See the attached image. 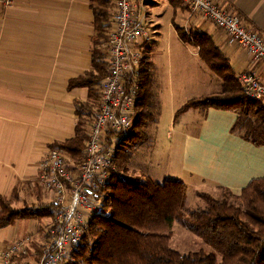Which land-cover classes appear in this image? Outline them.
<instances>
[{"label":"crops","instance_id":"crops-1","mask_svg":"<svg viewBox=\"0 0 264 264\" xmlns=\"http://www.w3.org/2000/svg\"><path fill=\"white\" fill-rule=\"evenodd\" d=\"M216 1L238 13L248 28L264 37V0ZM135 4L152 38L161 34L163 18L170 14L169 24L179 39V28L190 23L211 34L237 74L263 72L262 62L230 42L220 28L193 13L182 0H135ZM95 6L93 0H11V6L0 3V196L12 198L14 188L19 187L14 202L17 207L28 204L27 197L34 204L55 203L53 193L40 185L41 160L53 142L75 135L77 100L90 105L95 102L89 97L90 87L69 88L71 79L93 68ZM110 6L114 7L112 0ZM146 45L147 41L142 43L141 51L152 64V74L154 63L144 52ZM206 94L210 92L200 91L195 97ZM186 98L183 105L192 99ZM177 111L172 105L174 131L167 134L173 139V156L165 163L168 179H181L198 193L226 188L240 194L253 179L264 177V146L254 145L231 131L235 112L188 109L179 115L198 113L196 125L189 128V121L179 126L175 123ZM54 218L17 219L1 228L0 264L3 250L18 241H23L25 247L29 245L30 252L15 256L17 263L38 261Z\"/></svg>","mask_w":264,"mask_h":264},{"label":"trees","instance_id":"trees-1","mask_svg":"<svg viewBox=\"0 0 264 264\" xmlns=\"http://www.w3.org/2000/svg\"><path fill=\"white\" fill-rule=\"evenodd\" d=\"M93 1L97 2L93 68L71 79L69 88L90 87L89 97L95 102L92 106L77 100L75 135L50 146L64 150L67 159L77 167L85 156L88 129L98 108L101 84L109 70L105 44L112 26L113 7L111 0ZM179 33L181 39L197 47L199 57L222 82L219 92L188 100L176 117L191 108L230 110L237 114L231 131L254 145L264 146V101L245 92L239 74L211 34L195 27L189 34L179 28ZM150 65L146 57L142 58L132 129L116 146L109 180L95 192L96 199H102L100 211L90 218L88 232L66 264H264V177L253 179L240 194L226 188L221 198L199 192L206 207L185 214L189 188L183 180L170 178L155 182L127 175L137 143L150 140L144 129L146 122L159 111ZM18 188H14L12 198L0 196V229L17 219L55 216V203L15 206ZM175 221L182 222L213 251L183 252L173 248L170 232Z\"/></svg>","mask_w":264,"mask_h":264},{"label":"built area","instance_id":"built-area-1","mask_svg":"<svg viewBox=\"0 0 264 264\" xmlns=\"http://www.w3.org/2000/svg\"><path fill=\"white\" fill-rule=\"evenodd\" d=\"M182 2L220 28L230 42L239 44L254 60L262 62V73L244 71L238 77L247 94L264 101L263 35L248 28L238 13L230 12L216 0ZM0 3L11 6V0ZM113 3L112 26L105 44L109 70L88 129L84 159L77 167L67 159L64 150L49 147L40 163V185L53 193L56 211L44 251L34 264H66L88 232L90 218L100 211V205L94 202L95 192L109 180L116 146L133 126L138 70L143 58L141 47L152 35L140 18L135 0ZM26 247L23 241L11 244L3 250L1 264H18L14 257L27 253Z\"/></svg>","mask_w":264,"mask_h":264},{"label":"rangeland","instance_id":"rangeland-1","mask_svg":"<svg viewBox=\"0 0 264 264\" xmlns=\"http://www.w3.org/2000/svg\"><path fill=\"white\" fill-rule=\"evenodd\" d=\"M163 20L161 34L155 35L156 39L150 37L147 41L146 50L143 48L144 52L149 55V58L154 63L152 67V87L155 93L156 109H159V111L153 114L151 121L146 122L148 125L144 129L147 131L150 140L137 143L136 148H134V159L129 164L126 172L128 176L140 177L139 179L144 181L152 179L155 182H162L168 179L165 163L167 159L169 161V158L173 156V139H169L167 134L168 132L171 134L174 131V118H172L171 113L172 105L176 106L177 111L183 105V100L186 97H195L200 91L210 93L220 91L222 82L220 77L199 57L197 47L178 38V34L172 30L169 24V22L172 23L171 15L166 14ZM191 26L189 23L183 30L189 34L188 32L193 29ZM170 49L171 56H169ZM174 113L176 114V112ZM197 114V111H190V113L185 115L186 117L179 115L175 123L179 126L185 121H189L191 123L189 128H192L194 127L192 125L197 123L198 119L195 117ZM210 189V191L201 192H208L219 198L225 194L224 189ZM25 201L29 205L34 204L33 201L28 200V197ZM94 202L101 205L102 199L94 198ZM205 207L206 203L199 196L197 189L194 187L188 189L187 202L183 212L188 214L194 209ZM170 233L171 246L180 251L203 250L207 253L213 251V248L208 243L190 231L180 221L174 222ZM26 249L27 253L23 254L24 256L30 252L29 245Z\"/></svg>","mask_w":264,"mask_h":264},{"label":"water","instance_id":"water-1","mask_svg":"<svg viewBox=\"0 0 264 264\" xmlns=\"http://www.w3.org/2000/svg\"><path fill=\"white\" fill-rule=\"evenodd\" d=\"M89 192H90V190H89Z\"/></svg>","mask_w":264,"mask_h":264}]
</instances>
